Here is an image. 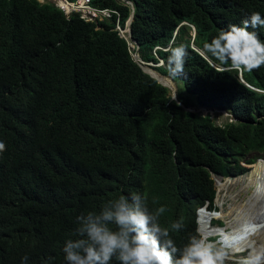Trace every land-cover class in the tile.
Returning <instances> with one entry per match:
<instances>
[{
    "label": "trees",
    "instance_id": "16d2710c",
    "mask_svg": "<svg viewBox=\"0 0 264 264\" xmlns=\"http://www.w3.org/2000/svg\"><path fill=\"white\" fill-rule=\"evenodd\" d=\"M128 1L139 59L160 60L152 68L168 75L170 49L186 46V74L168 75L179 85L176 99L220 108L231 120L216 124L207 113L184 110L140 69L114 28H124ZM89 5L113 12L85 22L48 2L0 0V141L6 146L0 152V264H25L24 256L27 264H66L62 249L77 238L76 217L133 192L146 197L150 210L166 207L162 227L182 220V230L170 236L183 248L195 236V208L205 202L215 208L211 175L235 177L248 169L241 162L264 158V93L257 91L264 90V66L241 73L249 87L236 72L214 70L198 52L253 12L264 17V0ZM249 31L264 41V27ZM253 180L250 185L258 175ZM258 184L264 189L262 178ZM239 202L256 209L243 196ZM246 210L239 206L234 216ZM259 214L257 223L264 224ZM256 218L253 210L251 224Z\"/></svg>",
    "mask_w": 264,
    "mask_h": 264
},
{
    "label": "clouds",
    "instance_id": "9594fccd",
    "mask_svg": "<svg viewBox=\"0 0 264 264\" xmlns=\"http://www.w3.org/2000/svg\"><path fill=\"white\" fill-rule=\"evenodd\" d=\"M37 1L43 3L40 0ZM61 1L64 5L56 1L55 4L52 2L48 3L56 6L65 17L70 13H76L83 21L93 22L84 20L79 16L78 11L71 10L70 3L75 0L70 2L67 0ZM127 3L129 4V1ZM92 8L110 10L109 16L104 18H109L113 12L109 8ZM125 26L126 24L124 23ZM258 27H264V17L258 12H253L249 18L242 21L241 26L230 25L226 30H220L210 42L203 45L202 51L198 50V52L205 56L214 70L220 73L236 72L237 79L247 85L242 79L241 73L252 72L264 66V41H261L256 31H249V29L254 30ZM114 28L119 32L120 28L118 26L115 25ZM119 36L121 35L119 34ZM124 40L133 42L129 38ZM133 43L135 46V42ZM134 54L137 53L135 52ZM187 56L188 50L184 45L170 49L167 57V73L170 77L178 78L186 74L185 63ZM137 59L139 60V56ZM152 64L153 66H159L161 61L159 60L158 63ZM153 66L149 67L156 71L152 68ZM156 72L162 76L158 71ZM168 75L165 76L170 78ZM174 83L176 88L174 87L172 91V98H170L171 96L169 98L175 100L184 110L197 112L201 115L207 113L209 117L210 114L208 112L215 110L218 113L225 114L223 121L231 120L228 113L220 108L210 109L205 106L191 105L193 109H190L187 107L188 105H182L176 99V90L179 85L176 81ZM251 88L255 90V88ZM257 91L264 93V90L257 89ZM198 108L204 109L203 111L206 113H201ZM5 147V144L0 141V152H3ZM257 159L264 158H256L254 161ZM252 163L244 164L241 162L242 165L247 167ZM249 168L246 172H248ZM212 176L214 175H211V178ZM214 199L215 195L213 198L214 209H207V202L195 208V236L190 238L183 248H178L170 236L171 232L182 230L184 227L182 220L171 223L169 227H162L159 222L161 215L166 211V207L160 206L154 211L150 210L146 203V197L137 192H133L129 196L120 195L119 198L109 199L103 204L98 213L89 212L76 217V221L79 224L76 230L77 238L67 240L62 249L66 264H112L113 259H115L117 264H223L222 252H224V248L228 250L229 243L224 236H221L224 225H216L221 228L218 231L208 228L209 232L219 233L220 236L216 234L204 238L201 237L202 234L199 230V210L202 209L206 213H215L218 208ZM217 248L221 250L219 251ZM23 260L27 264L28 257L24 256ZM225 260L238 264H262L264 262V250L253 253L244 262L232 259Z\"/></svg>",
    "mask_w": 264,
    "mask_h": 264
},
{
    "label": "bare ground",
    "instance_id": "6f19581e",
    "mask_svg": "<svg viewBox=\"0 0 264 264\" xmlns=\"http://www.w3.org/2000/svg\"><path fill=\"white\" fill-rule=\"evenodd\" d=\"M56 2L60 3L61 5H64V3L61 0H56ZM122 31L126 33V26L123 28ZM145 69L149 73H151L153 76H155L163 84L171 85V83L169 82L170 79H168L167 77L159 75L154 70L151 71L148 68H145ZM172 91H173V89H172ZM260 160H262V159H257V161H260ZM257 166L258 165H256L254 169H251L252 168L251 167L250 168L251 170L249 169V171H248L249 173H247L245 176H247V175H249L251 173H254V172L256 173L257 168H258ZM253 170H255V171H253ZM250 171H252V172H250ZM247 179H248V181L244 182V183H247L248 185H245V187L247 189L243 188L244 189L243 197L245 199H247V200L248 199L253 200V203H254V206H255L256 209H254L253 207L244 206L242 204L241 207L244 206L243 208H245V207H248V208H245V209H247L246 212H243L238 217V219L234 216V213L237 211V209H238V207L240 205L236 206V208L233 209V212H231V209H229V210L227 209L228 211L227 210L222 211L220 209V210H217L215 213H206L202 209H200L199 210V214H200L199 215V230H200V232L202 234L201 237H204V238H205L204 235H208V234H212V233H215V234L219 235V233H216V232H212L211 233L208 230V228L213 230V231H218V230L221 229V228H211L210 221H209L210 216H214V217L217 216V218H221L222 220H232V221H234L233 224H226V226L228 228H232V232L231 233H226L224 231V228H223V232H222L221 236H224L226 238V240L239 242L241 244V246H243V248L241 250H248L249 249L251 251L252 247L250 245H254L252 251H253V253H256L258 251L264 250V224L261 223V222L257 223V220H258V218L260 216L259 212H261V214L264 213V194H261L259 192V191H263L264 192V189L258 188L257 186H254V185H250V182H251L252 179L251 178L250 179L247 178ZM216 184H217V181H216ZM255 187H257L258 189H255ZM249 189H252L253 191L249 190ZM227 196H228V194H227ZM230 198H232V195L230 196ZM255 201L262 203V206L260 204L256 205ZM253 210L256 212L257 218H256V221L253 224H251L252 216H253ZM225 215H229L230 217H228V216L222 217V216H225ZM250 216H251V221H248L246 224H244L245 220L247 218H249ZM207 219H208V222L206 223ZM212 220L213 219H211V223H212ZM258 224H261V225H258ZM239 230H240V232H239ZM252 254L248 255V258H250L252 256ZM227 259H232V258L228 257Z\"/></svg>",
    "mask_w": 264,
    "mask_h": 264
},
{
    "label": "rangeland",
    "instance_id": "374dc122",
    "mask_svg": "<svg viewBox=\"0 0 264 264\" xmlns=\"http://www.w3.org/2000/svg\"><path fill=\"white\" fill-rule=\"evenodd\" d=\"M41 1L42 2H52V3L55 4L56 0H41ZM118 33L120 35H123V36L127 37L126 33L123 32L122 29L121 30L119 29ZM130 48H132V47H129V50L131 51V55H133L136 52L135 51V46H134V49H130ZM146 64H149V63H146ZM145 67H147V65H144V68ZM164 77H167V76L164 75ZM168 79H170V78H168ZM169 82L171 83V85H166L165 87L167 88L168 95L172 96V89H174V87L176 88V84L174 83L175 81H172L171 79L169 80ZM187 107L190 108V109H193V106H191V105H188ZM198 109L201 111V113H206V112L203 111L204 109L203 110L200 109V108H198ZM208 113L210 114V117L213 119V121L216 122V123H221L225 119V114L218 113L215 110H213L211 112H208ZM253 164H251V165H253ZM259 164L260 165L257 166L258 168L256 167L257 168L256 173L253 174V177H251V179L253 180V178H254V180H253V182H254L256 177H257V175H258L259 180H260V178H262L263 185H264V159L260 160ZM251 165H249L248 167H252ZM253 171H255V170H253ZM246 174H247V172L245 174L239 175L237 177H233V179L229 178V177L221 178L219 176H212V178L214 180V187H215V199H214V201H215V204H216L218 210L221 209L222 211H225L227 209L229 210L230 208H232V207H234L236 205L237 206L238 205H240V206L242 205L239 201L241 200L242 196L244 195V189L243 188H246L245 185H248L247 183H244L245 182L244 178H245ZM215 180L220 182L221 186H217ZM259 180L257 182H254V186H257L258 188H261L260 185L258 184ZM257 187H255V189H258ZM249 190H252V189H249ZM227 194H228V196H227ZM229 195L230 196L232 195V198H230ZM248 200L249 201H253L251 199H248ZM257 204H260L262 206V203H260V202H256V205ZM242 207H244V206H242ZM245 208H248V207H245ZM210 219H213L212 223H211V220H210L211 228H219L216 225L220 224V225H224V231L226 233H231L232 232L231 229L226 226L224 220H222L221 218H217V216H215V217L214 216H210ZM248 221H251V216L245 220L244 224H246ZM258 225H261V224H258ZM213 235H216V234L212 233V234H208V235H204V236H205V238H207L208 236H213ZM225 240H226V238H225ZM227 241L229 242L228 243V250H226L224 248V252H222V254H223V264H238V263H232L233 261H230V260H225L228 257L232 258L235 261L244 262L248 258V255H251L253 253L252 249H253L254 245H250L249 244L252 247L251 251L249 249L248 250H241L243 248V246H241V244L239 242L230 241V240H227ZM217 249L219 251L221 250L219 248H217ZM262 264H264V262H262Z\"/></svg>",
    "mask_w": 264,
    "mask_h": 264
},
{
    "label": "built area",
    "instance_id": "2783aa9c",
    "mask_svg": "<svg viewBox=\"0 0 264 264\" xmlns=\"http://www.w3.org/2000/svg\"><path fill=\"white\" fill-rule=\"evenodd\" d=\"M89 0H75L74 2L70 3V8L73 11H78L79 16L87 21L97 22L102 20L104 17L109 16L110 10L108 9H94L88 5ZM128 44L134 49V43L127 41Z\"/></svg>",
    "mask_w": 264,
    "mask_h": 264
},
{
    "label": "water",
    "instance_id": "95a60500",
    "mask_svg": "<svg viewBox=\"0 0 264 264\" xmlns=\"http://www.w3.org/2000/svg\"><path fill=\"white\" fill-rule=\"evenodd\" d=\"M129 4H130V8H131V10H132V4H131L130 2H129ZM131 19H132V11L129 13V15H128L127 19H126V22H125V24H126V26H127V27H126V32H127V33H126V36H127V37L121 35V37H123V38L126 39V40H127V38L130 39V29H129V24H130ZM131 40H132V39H131ZM127 41H128V40H127ZM132 41H133V40H132ZM133 42H134V41H133ZM128 46L131 47L130 44H128ZM135 46H136V48H137V45H135ZM137 58H138V55H137V54H133L132 59H133L135 62H137L138 66L140 67V69H141L144 73H146V74H148L149 76H151L152 78H154L159 84L166 86L165 84H163L161 81H159L155 76H153L151 73H149V72L145 69V68H148L149 70L152 71V69L149 67V66H153L152 63L146 64L145 62L140 61V59L138 60ZM144 65H147V67L144 68ZM170 98H172V96H171Z\"/></svg>",
    "mask_w": 264,
    "mask_h": 264
}]
</instances>
